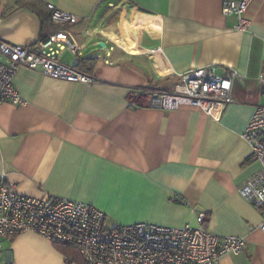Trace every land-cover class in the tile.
<instances>
[{
	"label": "crops",
	"instance_id": "1",
	"mask_svg": "<svg viewBox=\"0 0 264 264\" xmlns=\"http://www.w3.org/2000/svg\"><path fill=\"white\" fill-rule=\"evenodd\" d=\"M30 1L0 0V37L28 46L69 29L77 50L58 42L42 52L96 81L19 67L13 83L26 103L0 104V177L27 196L89 203L109 226L198 225L204 213L212 232L248 239L218 264H264V231L253 228L264 215L239 191L261 169L244 133L264 104V0H250L241 30L223 0H38L41 13L52 3L77 17L68 23L40 17ZM210 65L238 71L219 118L150 106L149 91H171L182 74ZM8 262L79 264L31 232L0 236V264Z\"/></svg>",
	"mask_w": 264,
	"mask_h": 264
},
{
	"label": "built area",
	"instance_id": "2",
	"mask_svg": "<svg viewBox=\"0 0 264 264\" xmlns=\"http://www.w3.org/2000/svg\"><path fill=\"white\" fill-rule=\"evenodd\" d=\"M250 0H223L226 15H236V29L247 26L245 13ZM52 19L68 23L77 17L48 3ZM64 42L77 50L71 30H62L42 37L36 45H22L0 37V104L11 101L25 104L13 83L19 67L41 70L45 75L68 82L91 84L94 76L65 64L42 52L55 43ZM215 66H200L182 74L171 91H149L151 107L176 110L184 105L202 108L215 118L234 102L233 79L238 74L230 69L218 74ZM264 96V75L259 77ZM251 147L250 158L261 163L259 172L245 180L240 194L258 207L264 215V104L256 106L244 133ZM164 226L137 222L109 226L102 210L84 201L46 194L31 197L18 192L5 175L0 177V236L25 232L39 235L53 244L76 248L85 264H218L228 254L245 250L248 239L236 234L220 235L204 224ZM264 231V221L258 227ZM6 264H15L8 262Z\"/></svg>",
	"mask_w": 264,
	"mask_h": 264
},
{
	"label": "trees",
	"instance_id": "3",
	"mask_svg": "<svg viewBox=\"0 0 264 264\" xmlns=\"http://www.w3.org/2000/svg\"><path fill=\"white\" fill-rule=\"evenodd\" d=\"M26 6H29L32 10H34L35 12H37V14L40 17H44V15L47 16V18L49 20L52 19V11L48 12V13H41V3L38 0H32L30 2H26ZM45 36V35H43ZM87 60V59H86ZM85 60L82 59V62H84ZM81 62V63H82ZM81 69V68H80ZM79 69V70H80ZM61 251H63L65 253V255H67L68 259L70 262H75V263H79V264H85L83 258L81 257L79 251L69 245H64V244H55Z\"/></svg>",
	"mask_w": 264,
	"mask_h": 264
},
{
	"label": "bare ground",
	"instance_id": "4",
	"mask_svg": "<svg viewBox=\"0 0 264 264\" xmlns=\"http://www.w3.org/2000/svg\"><path fill=\"white\" fill-rule=\"evenodd\" d=\"M129 30H130V29H129ZM130 32H131V31H130ZM128 37H129V39H131L132 41L134 40V38L132 37L131 34H128ZM130 47H131L132 50H134V51H138V49H137L134 45H131ZM125 49H126V48H125Z\"/></svg>",
	"mask_w": 264,
	"mask_h": 264
}]
</instances>
